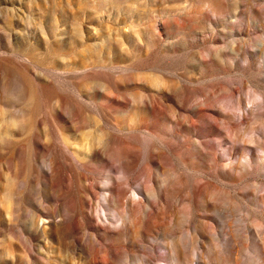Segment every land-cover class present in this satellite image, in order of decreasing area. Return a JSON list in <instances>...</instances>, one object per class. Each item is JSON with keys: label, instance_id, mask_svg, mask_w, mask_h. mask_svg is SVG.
<instances>
[{"label": "rangeland", "instance_id": "obj_1", "mask_svg": "<svg viewBox=\"0 0 264 264\" xmlns=\"http://www.w3.org/2000/svg\"><path fill=\"white\" fill-rule=\"evenodd\" d=\"M41 81L83 105L63 108L75 138L38 112ZM260 250L264 0H0V264H264Z\"/></svg>", "mask_w": 264, "mask_h": 264}, {"label": "clouds", "instance_id": "obj_2", "mask_svg": "<svg viewBox=\"0 0 264 264\" xmlns=\"http://www.w3.org/2000/svg\"><path fill=\"white\" fill-rule=\"evenodd\" d=\"M138 51H143V49H138ZM102 55L104 58H107V50H104L102 52ZM112 58L115 62H121L120 60V53L113 49V55ZM42 84V95L37 97L36 99V106L38 108L39 113L44 114V119L52 123V118L55 117V122L57 124H62L63 125V131L66 134L72 135L73 138H75L76 133L75 129L72 125V121L68 119V117L64 114L63 108L65 106H70L73 115L74 116H80L82 115V108L83 105H80L77 101H75L73 98L65 96L62 94L58 89L54 87L51 83L41 81ZM82 88L83 95L86 99L92 100L94 102H99L100 100H106L109 105H116L118 106L117 103L115 102H124V100L118 99L115 95L108 97L106 93L102 92L99 89L96 90H87L83 88V84L81 83L78 85ZM142 84H137L135 82H128V83H119L117 82L116 84L113 85V87L116 88V90L125 92L127 90L134 89L136 87H142ZM91 94V95H90ZM161 95H163L161 93ZM172 104H175L176 101L175 99L169 101ZM135 106V105H133ZM144 106V105H143ZM140 106V107H143ZM151 107V105H148ZM119 107V106H118ZM120 108V107H119ZM49 109H51V112H49ZM116 109L113 108V111ZM206 116L211 117L215 116V109L213 107L207 108V112L205 113ZM142 121V127L148 128L149 130L154 131V128L151 124L145 123L143 120ZM162 135H167V133H163ZM91 158V157H90ZM158 166V164H157ZM45 186H47L46 182H44ZM213 210L212 206L210 204H207L206 206L202 207V211H207L211 212ZM206 218L212 219L214 222L217 223L216 217L215 216H206ZM100 227V226H98ZM259 254L264 255V250H260Z\"/></svg>", "mask_w": 264, "mask_h": 264}]
</instances>
